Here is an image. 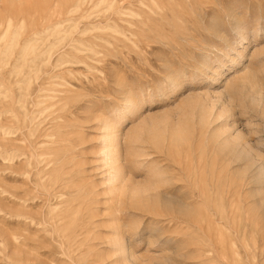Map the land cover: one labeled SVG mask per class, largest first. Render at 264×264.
I'll list each match as a JSON object with an SVG mask.
<instances>
[{"label":"rangeland","instance_id":"374dc122","mask_svg":"<svg viewBox=\"0 0 264 264\" xmlns=\"http://www.w3.org/2000/svg\"><path fill=\"white\" fill-rule=\"evenodd\" d=\"M0 264H264V0H0Z\"/></svg>","mask_w":264,"mask_h":264},{"label":"bare ground","instance_id":"6f19581e","mask_svg":"<svg viewBox=\"0 0 264 264\" xmlns=\"http://www.w3.org/2000/svg\"><path fill=\"white\" fill-rule=\"evenodd\" d=\"M138 4V3H137ZM111 125H107V130H110L111 129ZM110 132V131H109ZM109 135H107L105 138V142H106V145H105V149H104V154H105V158L108 160V159H110V158H112L111 157V155H112V140H111V135H110V133H108ZM114 142V141H113ZM108 161H110V160H108ZM112 162V161H111ZM39 164V163H38ZM112 171V170H111ZM114 171H116L115 169H114ZM117 173V172H116ZM116 173H114V172H112L111 174H110V177H109V179H108V181L111 183V184H114L115 182H116V180H117V176L119 175L118 173V175L116 174ZM119 177H120V175H119ZM114 187V186H113ZM117 187V186H116ZM117 242H119L118 244H120V240L119 241H117ZM120 253L121 254H125L127 251H128V248H127V246H126V244L124 245V242L123 243H121L120 245Z\"/></svg>","mask_w":264,"mask_h":264}]
</instances>
